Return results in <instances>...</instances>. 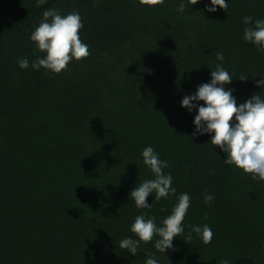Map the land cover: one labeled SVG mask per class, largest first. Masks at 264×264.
Returning a JSON list of instances; mask_svg holds the SVG:
<instances>
[{"label": "trees", "instance_id": "obj_1", "mask_svg": "<svg viewBox=\"0 0 264 264\" xmlns=\"http://www.w3.org/2000/svg\"><path fill=\"white\" fill-rule=\"evenodd\" d=\"M179 2L0 0V264H145L152 253L159 264L254 260L264 243V181L223 164L209 134L192 136L196 110L180 101L209 82L217 52L238 103L264 97L255 84L264 53L243 40L244 17L264 18V0H227L216 12L206 10L210 0L183 12ZM47 9L78 11L89 49L51 82L31 68L44 53L29 39ZM24 57L27 69L17 63ZM149 145L177 191L159 201L149 194L151 207L138 209L129 196L154 178L141 156ZM184 192L191 202L173 249L158 252L155 235L136 255L119 248L136 238L137 215L159 225ZM205 224L208 244L191 232Z\"/></svg>", "mask_w": 264, "mask_h": 264}, {"label": "clouds", "instance_id": "obj_2", "mask_svg": "<svg viewBox=\"0 0 264 264\" xmlns=\"http://www.w3.org/2000/svg\"><path fill=\"white\" fill-rule=\"evenodd\" d=\"M164 2L165 0H139L140 4L149 6L163 5ZM198 2L200 0H180L176 10L183 12L189 4L193 6ZM217 6L226 10L227 0H210L205 8L208 12H216ZM244 23L248 26L244 29L243 40L254 45L257 52L264 53V18L253 22L252 17H244ZM82 27L78 11L66 15H61L57 9L43 11L41 22L29 39L35 43V49L44 55L33 60L31 68L37 71L44 68L46 72L59 74L67 68L70 61L87 57L88 45L81 41L78 34ZM216 59L221 63L216 65L215 70H211L209 82L198 85L194 93L184 95L180 101L181 107L189 112L196 110L192 136L209 134L210 143L219 146L225 153L223 164L234 165L244 173L251 174L253 180L264 181V97L253 93L249 99L238 103L233 95L234 89L225 88V85L231 84L233 78L222 66L223 53L217 52ZM17 63L21 69L29 67L27 57L18 58ZM238 78L244 81L248 76L241 75ZM255 84L264 91V76L256 80ZM201 101L202 104L199 103ZM141 156L154 178L137 184L130 192L129 199L138 209H145L151 207L147 202L149 194H153L154 199L159 201L169 195H176L177 190L172 186L171 174L164 171L168 168V162L160 159L152 146L145 147ZM213 200L214 196L204 189V203L211 204ZM190 202L188 193H180L171 214L159 225L154 217L146 219L143 213L137 215L130 226V231L136 238H123L119 242V248L136 255L141 242L152 241L155 235L158 239L154 242V248L166 254L167 250L173 249L174 237L180 236L184 231L182 222ZM191 232L204 244L210 243L213 237L212 229L207 224L192 225ZM145 264H159L155 253L146 255ZM224 264L228 262L224 261Z\"/></svg>", "mask_w": 264, "mask_h": 264}, {"label": "rangeland", "instance_id": "obj_3", "mask_svg": "<svg viewBox=\"0 0 264 264\" xmlns=\"http://www.w3.org/2000/svg\"><path fill=\"white\" fill-rule=\"evenodd\" d=\"M69 68V67H68ZM66 68V69H68ZM58 74H53L51 72H46L44 76L45 80H47V82H51L54 81ZM248 264H264V243L263 245L260 246L259 251L256 253V257L254 258V260L251 263Z\"/></svg>", "mask_w": 264, "mask_h": 264}]
</instances>
